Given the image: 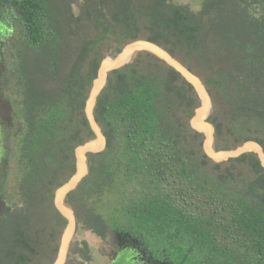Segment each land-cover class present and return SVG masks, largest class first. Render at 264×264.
Returning <instances> with one entry per match:
<instances>
[{
	"label": "trees",
	"instance_id": "obj_1",
	"mask_svg": "<svg viewBox=\"0 0 264 264\" xmlns=\"http://www.w3.org/2000/svg\"><path fill=\"white\" fill-rule=\"evenodd\" d=\"M0 13L10 18L0 83L15 114L20 202L0 215V264L54 261L67 226L55 192L74 175L75 148L95 140L86 100L101 63L129 42L156 43L202 78L215 151L248 140L264 150V0H202L197 11L171 0H0ZM200 103L144 51L108 74L93 111L106 148L87 155L65 200L79 228L130 235L165 264H264V169L253 153L206 157L191 124ZM82 245L73 252L91 261Z\"/></svg>",
	"mask_w": 264,
	"mask_h": 264
},
{
	"label": "water",
	"instance_id": "obj_2",
	"mask_svg": "<svg viewBox=\"0 0 264 264\" xmlns=\"http://www.w3.org/2000/svg\"><path fill=\"white\" fill-rule=\"evenodd\" d=\"M147 52L158 59L165 65L174 69L180 76L191 84L200 97V106L195 110L191 124L194 129L200 131L204 135L202 149L206 157L213 163L229 162L239 158L240 156L253 153L260 166L264 169V150L262 146L255 140H248L240 144L238 147L227 151H215L212 147L214 139L213 125L207 120L210 113L212 102L209 92L203 83L202 79L194 72L189 70L177 58L172 56L168 51L156 43L145 39H138L127 43L121 51L114 57L108 58L99 66L96 78L94 79L89 96L86 100L84 113L87 118L91 131L94 134L95 140L80 145L74 150L75 157V172L71 179L61 186L54 195L53 204L59 214L67 221L66 229L62 235L61 243L53 264H64L70 243L75 235L77 221L73 211L66 205L67 196L73 192L87 175L88 154H99L106 148V139L104 134L94 119L93 111L96 101L101 94L107 80L108 74L120 69L127 64L133 55L138 52Z\"/></svg>",
	"mask_w": 264,
	"mask_h": 264
},
{
	"label": "rangeland",
	"instance_id": "obj_3",
	"mask_svg": "<svg viewBox=\"0 0 264 264\" xmlns=\"http://www.w3.org/2000/svg\"><path fill=\"white\" fill-rule=\"evenodd\" d=\"M171 1L175 4L187 5L194 11L199 10L201 3H202V0H171ZM9 21H10L9 17L6 18L5 15L0 13V23L3 24V26H6L7 28H9V24H8ZM0 31L4 32V28L2 27V25H0ZM1 32H0V35L3 36L4 34ZM4 33H6V32H4ZM211 111H212V109L210 110V113H211ZM0 116L4 120L9 121L11 123H12L13 119L15 118L14 111L10 105L9 100L7 99V94L2 91L1 83H0ZM17 126H18L17 132H20V125L18 124ZM91 143L93 144L94 141ZM1 146H2V148L0 150V160L4 161L5 169L9 168L11 170V175L9 178L10 183L8 186L9 192H0V196L6 195L5 201L0 200V215L4 216V215H7L8 213H10L15 208H17L20 205L19 204L20 202H19L18 193L16 190L17 172H16V166H15V160H16L15 156H16L17 148L15 146V142L13 140H10L9 142L5 141L4 143H2ZM113 204H114V198L112 196H108L102 200V202L99 204L98 208H99V210H101L103 212L104 210L105 211L110 210ZM61 238L59 240V245L61 243ZM82 242H85L87 244L88 250H89L90 254L92 255L91 261H89L88 263H84V264H107V261H108L107 257H104L101 254V252L109 248V245L112 242V238L108 237L106 240H101L99 237H97L92 232L82 230L81 228L78 227V225L76 228L75 235H74V237L70 243L71 248L68 249L65 264H74L73 263L74 260L77 263L78 262L81 263V260L79 257H77L78 260H76L77 259L75 257L76 254L73 252V250H76L77 247H79V245ZM43 264H48V262L44 261Z\"/></svg>",
	"mask_w": 264,
	"mask_h": 264
},
{
	"label": "flooded vegetation",
	"instance_id": "obj_4",
	"mask_svg": "<svg viewBox=\"0 0 264 264\" xmlns=\"http://www.w3.org/2000/svg\"><path fill=\"white\" fill-rule=\"evenodd\" d=\"M8 127H9V122L4 120L0 116V150L2 148L1 146L2 143H4L5 141L6 142L10 141V138L7 135ZM6 172H7V168L5 169L4 161H1L0 162V192H7L6 187L8 183H7V178H6L7 177ZM108 237L112 238V242L110 243L108 249L101 252V254L104 257H107V260H108L107 264H165L159 259H155L154 257H152L150 254H147L145 250L142 248V246L140 245V243L138 242V240L131 237L130 235L111 231L107 235L106 239ZM106 239H101V240H106ZM70 248L71 247L69 246V249ZM83 249L84 247L81 243L79 247H77L76 250L80 251ZM75 257L76 258L79 257L81 260V263L80 262L77 263L74 260L73 262L74 264H82V263L84 264V263L89 262V261L88 262L84 261L82 256H80V253H76ZM55 259L52 262V264L55 262ZM76 260H78V258Z\"/></svg>",
	"mask_w": 264,
	"mask_h": 264
}]
</instances>
